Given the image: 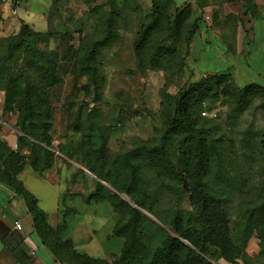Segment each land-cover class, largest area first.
Here are the masks:
<instances>
[{
	"label": "trees",
	"instance_id": "obj_1",
	"mask_svg": "<svg viewBox=\"0 0 264 264\" xmlns=\"http://www.w3.org/2000/svg\"><path fill=\"white\" fill-rule=\"evenodd\" d=\"M83 1L91 4L94 0ZM58 2L51 0L49 11H58ZM160 2L151 0L150 18L140 26L133 49L140 66L145 61L153 69L174 64L180 71L185 66V56L178 57L171 47L163 44L148 50L151 35L165 16ZM104 5L101 2L90 6L97 22L92 32L79 36L77 46L71 44V32L62 33L66 46L63 55L58 49L48 50L39 45L59 35L49 13L45 31L22 22L17 32L0 37V91L5 92L4 107L17 112L15 125L20 130L15 149L0 139V182L25 200L38 233L46 238L56 235L58 228L47 224L36 196L24 186L18 174L28 166L42 175L53 167L57 150L94 175L95 187L84 199L107 201L117 214L112 235L123 239L119 255L112 262L94 258L76 252L69 241H62L58 235L54 241L47 237L46 241L61 260L67 258L74 264H214L213 259L223 258L230 264H239L238 259L243 264H264V194L232 229L224 199L215 194L209 182L214 166L219 170L222 165V153L197 122L205 102L219 95L230 98L235 111L240 112L250 96L262 90L264 106L261 85L236 87L230 81L231 72L222 71L201 77L174 95L166 94L161 110L162 126L153 138L137 140L112 159L106 157L105 147L113 124L88 101H80L74 109L69 95L65 99L69 116L67 128L77 134L78 139L74 146L67 139L54 146L50 89L63 82L61 60H68L77 76H85L93 100L100 99L104 76L96 64L97 55L119 37V12L111 8L105 10ZM190 14V5L176 10L167 24L171 36L180 35ZM199 21L195 19L186 29L187 43ZM183 186L190 192L193 210L188 213L172 210L166 220H162L156 210L159 197L166 193L177 196ZM142 210L171 226L174 234L152 223ZM254 231L262 238L259 250L262 262L252 261L244 250ZM148 234L157 238L150 253Z\"/></svg>",
	"mask_w": 264,
	"mask_h": 264
},
{
	"label": "rangeland",
	"instance_id": "obj_2",
	"mask_svg": "<svg viewBox=\"0 0 264 264\" xmlns=\"http://www.w3.org/2000/svg\"><path fill=\"white\" fill-rule=\"evenodd\" d=\"M101 2L105 3L103 9L111 8L119 12L117 23L119 37L102 48L97 55L96 64L104 76L100 99L93 100V93L86 86V77L77 76L73 71L72 64L66 59L61 60L60 69L63 74V82L50 89L54 107L52 137L54 146L59 141L66 139L71 141L74 146L78 135L67 128L69 116L65 99L69 95L72 97L74 109L77 108L80 101H88L90 106L98 107L104 117L113 124L110 138L105 147L106 157L112 159L132 147L137 140L153 138L162 126L161 110L166 94L174 95L201 77L222 72L214 71L204 74L203 70L212 67L222 69L223 64L220 62L208 63L202 57L198 60L192 45L193 35L189 42H186L184 37L186 29L195 19L204 18L203 15L193 13L192 8L190 16L181 27L180 35L174 37L169 34L167 24L173 19L176 10L181 8L180 0H161V8L165 16L159 27L152 33L148 46L149 50L152 46L163 44L171 47L178 57L185 56V66L180 71L174 64H164L162 67L153 69L148 67L146 61L143 66L138 63L133 49L134 41L140 33V26L150 18L151 0H94L91 4L83 0H59L58 11L48 12V16L53 20V27L59 35L50 38L47 42H40L39 45L48 50L58 49L63 55L66 46L62 33L69 31L73 36L71 44L77 46L79 36L92 32L97 22L95 16L90 12V6ZM17 3L18 1H15L8 5L14 10ZM1 13L0 7V22L2 20ZM33 27L40 31L47 30L46 26L37 23ZM14 33V30L10 29L5 32L0 28V37ZM209 52L210 50H208ZM253 80L258 81L257 79ZM253 80L238 79L236 82L232 75L230 76L231 83L239 88H243L246 86L244 84ZM250 84L261 85L264 88V79ZM262 95L263 91L260 90L258 94L250 96L246 106L240 112L235 111V106L230 98L219 95L205 102L201 110L206 114H202L203 111L200 110L197 121L207 135L219 145L222 153V165L219 170L214 166L209 182L215 194L224 199L232 229L245 218L248 209L264 194V106L262 105ZM4 102L5 92L0 91V139L12 136L13 139H16V144H11L15 149L20 134V130L15 125L17 112L5 108ZM212 113H215V116H212ZM55 154L57 160L63 158L66 161L67 169L73 170L72 177L77 179L79 185L81 183L82 186L89 187L95 182L96 178L93 175L83 173L82 166L78 164L80 169H77L72 165L74 160L67 159L57 150H55ZM156 210L162 220H166L172 210H181L183 213L192 211L190 192L183 186L177 196L170 193L161 195L156 204ZM142 212L152 223L162 226L169 233L174 234L171 226L162 223L160 219L146 210H142ZM146 240L150 253L157 243V238L148 234ZM261 244V236L257 231H254L244 248L246 254L254 262L263 261L259 256ZM212 261L214 264H230L223 258ZM237 261L239 264H243L241 259Z\"/></svg>",
	"mask_w": 264,
	"mask_h": 264
},
{
	"label": "crops",
	"instance_id": "obj_3",
	"mask_svg": "<svg viewBox=\"0 0 264 264\" xmlns=\"http://www.w3.org/2000/svg\"><path fill=\"white\" fill-rule=\"evenodd\" d=\"M180 1L181 8L190 5L193 13L204 16L192 36L195 56L223 64L222 69H204V74L230 71L236 82L258 80L244 85L264 79V0ZM0 7V28L5 32H17L21 22L48 27L50 0H19L14 10L0 1ZM1 140L9 146L16 144L12 136ZM61 159L42 175L26 166L18 177L36 196L47 224L58 228L59 239L69 241L78 253L114 261L123 242L112 235L117 214L107 201H86L84 195L95 187V182L89 187L79 185L72 177L73 170L67 169L66 161ZM72 165L80 169L75 162ZM16 220L21 223L19 230L14 229ZM56 235L46 238L54 241ZM46 238L38 233L25 200L0 182V264H74L67 258L59 259Z\"/></svg>",
	"mask_w": 264,
	"mask_h": 264
},
{
	"label": "built area",
	"instance_id": "obj_4",
	"mask_svg": "<svg viewBox=\"0 0 264 264\" xmlns=\"http://www.w3.org/2000/svg\"><path fill=\"white\" fill-rule=\"evenodd\" d=\"M0 1H1L2 3L11 4V3L15 2V1H19V0H0ZM202 114L205 115L206 112L203 111ZM212 116H215V113H212ZM14 229H16V230L21 229V223H20L18 220H16V221L14 222Z\"/></svg>",
	"mask_w": 264,
	"mask_h": 264
},
{
	"label": "water",
	"instance_id": "obj_5",
	"mask_svg": "<svg viewBox=\"0 0 264 264\" xmlns=\"http://www.w3.org/2000/svg\"><path fill=\"white\" fill-rule=\"evenodd\" d=\"M83 171L86 172V173H89L91 174L88 170H86L85 168H83ZM93 175V174H92ZM105 186H107L109 189H111L113 192H116L114 191L110 186H108L105 182L101 181Z\"/></svg>",
	"mask_w": 264,
	"mask_h": 264
}]
</instances>
